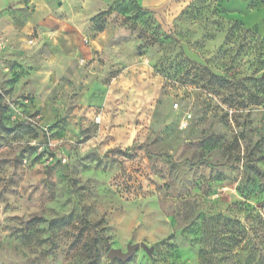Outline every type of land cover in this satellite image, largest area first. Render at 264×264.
Wrapping results in <instances>:
<instances>
[{"label": "rangeland", "instance_id": "1", "mask_svg": "<svg viewBox=\"0 0 264 264\" xmlns=\"http://www.w3.org/2000/svg\"><path fill=\"white\" fill-rule=\"evenodd\" d=\"M2 6L0 100L38 99L57 149L0 115V169L31 162L0 176V264H264V0Z\"/></svg>", "mask_w": 264, "mask_h": 264}, {"label": "built area", "instance_id": "2", "mask_svg": "<svg viewBox=\"0 0 264 264\" xmlns=\"http://www.w3.org/2000/svg\"><path fill=\"white\" fill-rule=\"evenodd\" d=\"M2 0H0V4ZM1 19V11H0ZM7 42L0 31V53L6 48ZM11 111V120H21L40 132L39 138H32L28 144L36 150L37 155H43L48 161L56 156L57 143L52 137L50 126L45 124L42 113L36 108L31 98L20 96L7 101ZM62 163L67 162V157H60ZM24 162H27L25 160Z\"/></svg>", "mask_w": 264, "mask_h": 264}, {"label": "crops", "instance_id": "3", "mask_svg": "<svg viewBox=\"0 0 264 264\" xmlns=\"http://www.w3.org/2000/svg\"><path fill=\"white\" fill-rule=\"evenodd\" d=\"M3 2H4V0H2V3L0 4V11L2 14V20L0 19V31H2L5 26L9 27V25L11 23L10 20L8 19L7 15H5L6 9L2 6ZM34 102H35L36 108L42 113L43 118H44V122L50 123V120H49L50 117L49 118L46 117L43 104L36 98H34ZM62 153L63 154L66 153V156L68 155L67 152H65L64 148L61 150V153H60L61 156H62ZM13 157L14 156H12V153H7L6 150L2 149V169H0V176H2V180H3V178L9 177L11 175L12 171L15 169H17V171H20L21 167L30 166L31 162L27 161V162H23V164L22 163L19 164V166L16 168L13 159L10 160Z\"/></svg>", "mask_w": 264, "mask_h": 264}, {"label": "trees", "instance_id": "4", "mask_svg": "<svg viewBox=\"0 0 264 264\" xmlns=\"http://www.w3.org/2000/svg\"><path fill=\"white\" fill-rule=\"evenodd\" d=\"M262 77L264 78V74L262 75ZM27 97H29V96H27ZM29 98H31L33 103H35L33 97H29ZM0 99H1V97H0ZM0 102H1L0 103L1 124L3 125V128L5 130L13 131L17 127H24L30 133L29 137H28V141L32 138H39L40 137V132L37 129L33 128L31 125L26 124L24 121H21V120H11V111L9 109V106L6 103L4 104L2 102V100H0ZM31 148H33V147H31ZM35 152H36V150H35ZM39 156H41V154Z\"/></svg>", "mask_w": 264, "mask_h": 264}, {"label": "water", "instance_id": "5", "mask_svg": "<svg viewBox=\"0 0 264 264\" xmlns=\"http://www.w3.org/2000/svg\"><path fill=\"white\" fill-rule=\"evenodd\" d=\"M136 134V130L134 129L131 133V138L129 143L132 144L134 137ZM51 168H48L47 172L50 173ZM144 248L149 254L152 253L153 248L148 247V245L144 242L142 243H129L127 245V250L123 251L121 248H110L107 256L111 259V260H115L118 259L122 262H126L129 261L135 254V252L139 249V248Z\"/></svg>", "mask_w": 264, "mask_h": 264}]
</instances>
